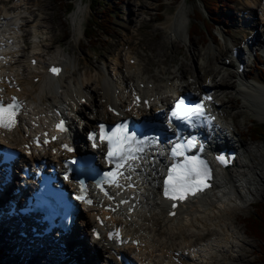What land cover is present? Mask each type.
Listing matches in <instances>:
<instances>
[{"label": "bare ground", "instance_id": "1", "mask_svg": "<svg viewBox=\"0 0 264 264\" xmlns=\"http://www.w3.org/2000/svg\"><path fill=\"white\" fill-rule=\"evenodd\" d=\"M9 1L10 0H4L3 2H5L6 4H1L2 6L0 7V35L4 36L6 34V40H8V38L13 39L10 47L7 48V52L11 56L10 60L16 59L18 61V64H10L9 67L11 68L9 70L18 77V81L23 89L21 95L27 100L29 105L28 111L29 113L33 114V116L41 112L51 111L52 106L60 104V106L64 110L72 109L76 112L79 122L83 121L82 131H85V129L88 130L89 127H91L99 120L104 122H112L118 119L117 116L112 115L107 110V106H118L126 100H131V89L136 88L135 85L138 86L140 82H143L145 84H152V87H147L142 90L145 96L149 97L151 95H158V99L154 101L149 112V114L153 115L155 118H158L160 115L156 114L157 108H160V110H162L165 108V106H169V104L171 103L170 99L172 100L173 96L183 93L185 89L192 92H194L195 90H209L212 92H216L217 89L220 88V86H226L235 88V94L239 100L240 98L247 100L246 102H244L245 104L242 103L244 104L243 106L245 108V111H247L248 113H257L259 115L257 117H259L260 119H264V84H261V82L263 81L259 80L260 84H258L257 82H243V79L247 77L246 70L248 69L249 64L248 61L245 60V58L242 56V53L240 51H238L237 61L244 62L246 66V69L245 71H243L242 75L238 74L236 66L233 73L232 71H228L227 74L225 73V75L228 77L224 75L225 78L221 80L219 78V80H217L218 78H216L217 76L213 73V70H217L218 66H215L212 61V59L216 57V55L221 54L217 49V54H207L208 63H206L202 68L204 70V74H202V76H204L205 80L208 81L202 83L201 77L197 75L193 81V83H195L194 87H185L182 90H180L179 88L187 86L189 84L187 82L176 83L175 81L179 79H175L176 74H174V72H178L180 70L181 78L185 76L183 72H191V70L186 69V61H182L180 63V68H182V70L178 67L177 70H175L174 72L172 71V73L170 70H167V67H163L159 72L165 73L168 71L169 73L167 78L164 79V82H167L171 79L172 83L170 85H167V83L164 85H158V77H155V75L150 76V79L144 77V73L149 71V64H153L150 63L151 60L149 59L148 62V60L145 59V62L141 63L139 62V56L137 54L134 57H130L128 55L126 56V54L130 53L129 51L125 53L127 61L122 62L121 56H119V58L115 61V65L111 67V71L105 72L103 69H97L94 75H92L88 66L86 70H83V73L78 77L76 76L75 79L66 80L65 73L70 71V68L73 67V63L75 62V60H72L70 56L65 55L64 51L58 49L56 53H52L49 58H46L42 54L41 46L39 45L40 40H34V47L30 50L31 55H27L25 57L19 55L18 57H16L18 55V52L20 51L18 49V47L20 46L19 38L22 37V34H19V31H21V27L23 25L26 26L27 24H29L28 22H30V26L32 28L30 34L33 33V37L35 38H37L38 34L45 32L43 31V29H41L39 22L33 17L34 15L31 14L32 8H28L30 10L26 8V3L28 2H24V0H14L13 2L15 3L13 5L7 6V3ZM256 6L257 7L253 12L257 11L259 12L260 16L263 17V19L256 21V23L260 25L262 22H264V3L259 1ZM24 12L33 15L32 19L30 20V18H27ZM71 12L72 21L76 22L77 20L78 26H80L81 24L78 15H80V13L82 12L81 5L78 4L76 8ZM179 23H181L179 18L171 19L169 20V22L165 23V32L167 36L171 37V33H176L178 31ZM74 31L75 30H73V33H75ZM262 31L264 32V29ZM126 43L129 44V41H126ZM163 45L164 44H160L159 46L161 47ZM233 46H235V44ZM178 48L179 46L177 47V49ZM233 48L236 47H232L231 51L229 50L230 58L233 57ZM192 49L194 48L192 47ZM199 51L200 50H198V52ZM61 55L64 56V58L62 57L63 59L58 58V56ZM225 57L227 58L229 56L225 55ZM31 58L37 59L38 62L35 66H32L30 64ZM131 58L135 59V63L130 64L129 60ZM221 58L222 57H220V59ZM48 61H57L58 63H62L64 66L62 74H60L57 78L52 79V81L46 80L44 75L45 73L40 70V68H45L44 64L48 63ZM21 62L24 63L21 64ZM166 62L169 61L166 60ZM224 66L225 62L221 67ZM13 67H16V69H13ZM24 72L26 73L25 77L21 76L24 75ZM232 74H235V78H238L237 80L241 82H238L235 79L234 81H232ZM35 76L39 77V80L36 83H34L32 80ZM179 81H181V79ZM116 89H119V94L115 98L114 94ZM127 92L128 94H126ZM222 92L225 95L230 94V90L223 89ZM83 97L86 99L85 102H82ZM232 97L233 96H231V98ZM215 98L217 101H220V105H216V102L213 101L211 104V108L218 115V118H220L219 112H221L220 108L224 107V97L221 98L219 94L217 95L216 93ZM87 110L89 111L87 112ZM129 114L130 113H126V115ZM75 122L77 123V121H72V125L75 128L74 133L78 137L80 136V131L77 126L75 127ZM224 122V125H226V127L231 131L237 130V121ZM227 122L230 124L229 127L227 126ZM8 138L9 143L17 148L19 147V143L23 140L18 129H15L13 133L9 134ZM0 143H3L1 138ZM241 146L245 147L244 152H246V156L248 157H245V155H243L242 158L239 157L235 160L234 165H232L231 167H227L224 172L218 174L217 182L209 193L199 198H195L190 203H183L179 205L178 215L174 217L167 216V212L169 211V209L167 208L165 203L158 197L159 185L157 182V167L159 166V164H156V169L151 168L150 171L145 175L146 181L144 183L146 187H148V189H146L139 195V197L144 200L145 204L141 206L140 210H136L135 214L132 217V222L130 221L122 223L124 227V235L130 236L133 239H140L141 244L138 247H132L128 245L115 248H117L118 250H124L127 254H129V257L140 261V263L138 264H204L207 261L206 255H208V258H212L211 250L213 248H218L217 250H219V248H225L226 251V244L229 243V247L232 249V247L236 245V243L233 244V240L237 239L236 237H234V233L237 232L230 231L233 230L230 229V227H233L231 224L237 221L234 210L239 205L236 202V199L243 201V203L246 202L250 205L253 197H255V193L261 190V185L264 184V147L260 145H253L254 150H252V147L245 142L241 143ZM48 158L50 161H55L57 159V155H53L48 151ZM149 165L151 166V163ZM206 206H209L210 208L207 209ZM143 207L144 209L147 208L146 210H153L151 211L152 213L150 214V218H148L144 213ZM93 209L101 211L96 206H83V209L79 214V223L77 228L75 229V233L73 237L70 238L68 242H66L68 250L66 246L64 249H54L53 253L54 255H57V260L56 262H54L52 260L54 258L51 256L50 258H47L49 261L47 262V264H58V262L59 264H67V260L58 261V259L62 256L63 258H70L71 256L73 260L76 261L78 260L79 252L81 254H79L80 257H82L83 252L86 251L83 247V243V252L79 251L81 238L83 236L82 234H86L89 237V240L92 241L93 248L90 250L93 257L90 264H101V262H103V264H114L116 262L115 257L112 254V248L114 247L105 237H102L99 240H93L89 229H86L82 232L79 229L80 225L83 227L96 225L94 220V213L91 212ZM203 213H207V218H209V220L218 219L216 220V222L219 228H216L215 223L209 222L207 220H203L202 222V219L199 215ZM160 218L163 222L164 228L169 229L170 226H172L176 222L177 227L179 228V233L185 238L183 243L181 242L176 244L174 242H170V245L167 246L158 238H154V235L161 233L160 230L154 225V222ZM147 220L153 222V224L151 225V231L153 232L152 236L146 234L147 229L141 227L143 223L141 224L140 221L147 222ZM107 222L109 226L113 225L111 221ZM213 225H215V227ZM189 229H191V231L189 233H185V231H188ZM142 230L143 233L141 232ZM6 232L7 231L1 228L0 254L5 255L4 253L6 251L4 249H8L12 252L11 256H14L18 260H20L19 256L21 255L16 254L15 252L17 251L16 248L19 249L21 247V243H23L25 239H20L18 233L16 232H10V236H8ZM208 234H219L221 238H219V240H216L214 237H211L209 241L205 242L203 238ZM5 237L8 238V240H6ZM194 239H199L204 242L197 245L194 244ZM10 240L12 241L13 245H9ZM224 241L226 243L225 247L224 245H221V243ZM17 242L19 244H17ZM1 244L4 246H1ZM136 249L139 251L138 253L135 252ZM233 250L236 251L234 248ZM156 252H158L159 254H154ZM175 252H179V263L173 260ZM44 258L46 257L44 256L43 259ZM35 262H37V259L35 260ZM225 263L226 262H224V264ZM19 264L29 263L24 258H21Z\"/></svg>", "mask_w": 264, "mask_h": 264}, {"label": "rangeland", "instance_id": "2", "mask_svg": "<svg viewBox=\"0 0 264 264\" xmlns=\"http://www.w3.org/2000/svg\"><path fill=\"white\" fill-rule=\"evenodd\" d=\"M0 1L2 2H0V7L2 6L1 4H6L3 2L4 0ZM13 1L14 0H10L7 3V6L13 5L15 3ZM107 1L109 3L112 2V5L115 6L114 9L116 14L114 15L112 13V16L109 19L112 21V29L109 31H100L101 33L99 32L97 40L93 39L88 41L85 37V32H87L88 26L93 22V18L89 14L90 0H72L73 8L69 13L66 11L69 2L67 0H24V2H28L26 3V8L28 9L31 7V14L34 16L26 12H24V14L27 18H30V20L33 16L39 22L41 29H43L45 33L38 34L37 38H35L33 37V33L30 34V31H32L30 22H28L29 24L26 26L23 25L21 31H19V34H22V37L19 38L20 51L18 54L23 57L31 55L30 50L34 47V40H40L39 45L41 46L42 54L46 58H49L52 53H56L58 49L64 51L65 55L70 56L72 60H75L70 71L65 73L66 80L75 79L76 76L78 77L81 75L83 70L85 71L88 66L92 75H94L97 69H103L105 72L111 71V67L115 65V61L119 56H121L122 62H126L127 55L134 57L137 54L139 56V62L141 63L145 62V59H147L148 62L149 59L152 61H150V63L153 64H149V71L145 72L144 76L145 78H149L150 76L155 75V77H158V85L166 84L164 79L169 75L168 71L165 73L159 72L163 67H167V70H170L172 73V71L174 72L178 67L180 68V63L182 61H186V69L191 70V72H183L185 75L183 80L189 82L190 88H193L195 85L193 81L197 75L201 77L202 83L208 81L202 76V74H204L202 68L208 63V53L210 55H215L218 50L221 53L216 55V57H214L215 59L213 58L214 60L212 59L213 64L218 66L217 70H213V73L217 76L216 78H218L217 80H219V78L220 80L225 78V73L227 74L228 71H232L233 73L237 62L231 60L229 50L231 51L232 47H236L249 64L248 69L246 70L247 77L243 79V82H257L260 84L259 82L263 81L261 84H264V32L262 31L264 29V22L260 25L257 24L256 21L263 19V17L260 16L259 12H253L257 7L256 5L258 2L260 1L264 3V0H229V2L225 3L227 4V7H223V10H221V13L225 14L224 19L222 18L221 20L215 19L214 17H211L213 18L211 19L205 11V8H203L202 3L198 0ZM78 4L82 7V12L78 15L81 24L80 26H78L77 20L76 22L72 21L71 16V11H73ZM175 18H179L181 23H179L178 31L176 33H171V37H169L165 32V23ZM203 26L207 28L211 27V33L207 35L205 32H199V29ZM73 30H75V33H73ZM126 41H129V44H127ZM160 44L164 45L160 47ZM234 44L235 46H233ZM178 46L179 48L177 49ZM192 47L194 49H192ZM198 50L200 51L198 52ZM127 51L130 53L125 56ZM225 55H228L229 57L226 58ZM62 57L64 58L63 55L58 56V58L63 59ZM220 57L223 59H220ZM134 60V58H131L129 60L130 64H133ZM166 60L169 62H166ZM24 62H21V64ZM224 62L225 66L221 67ZM180 69L182 70V68ZM24 74L26 75V73ZM174 74L178 77L181 74L180 70L174 72ZM232 75V81H234V79L239 81L237 80L238 78H235V74ZM170 82L171 81H167V85H169ZM222 88L230 90L231 95H225L222 92ZM219 89L216 91L217 95L219 94L221 98L224 97V107L220 108L222 113L221 120L229 122L237 121V130H234L233 134L235 135V139H237L236 143L240 146V157L242 158L243 155L248 157L246 156V152H244L245 147L241 146V143H248L252 147V150H254L253 145L264 147V138L254 140L251 136V132L246 129V126L253 124L261 126L264 124V119L257 117L259 116L257 113L254 114L245 111L243 105L247 100L243 98H240L239 100L235 94V88L220 86ZM231 96L233 97L231 98ZM88 111L89 110H87V112ZM76 126L80 131L81 124L75 122V127ZM227 126H230L228 122ZM261 186L262 189L255 193V197H253L250 205L236 199V202L239 205L234 210L237 221L231 224L233 227H230V229H233L230 230L231 232H237L234 233V237L237 239L233 240V244L236 243V245L231 249L229 243L226 244L225 241L222 242L221 245H224V247L227 245L226 251L225 248H219V250H217L218 248H213L211 250L212 258H208V255H206L207 261L204 264H224V262H226L225 264H250L258 259L260 243L257 239L250 237L245 233L246 228L243 220L249 215H253L255 213L254 205L264 200V184ZM206 208L208 209L210 207L206 206ZM146 209L147 208L144 209V213L150 218L151 211L153 210ZM199 216L201 217L202 222L203 220H207L215 223L216 228H219L216 222L218 219L209 220V218H207V213L200 214ZM140 222L141 224L143 223L141 227L147 229L146 234L152 236L153 232L151 231V225L153 222L150 220H147V222ZM154 223L155 227L161 232L154 235V238H158L164 242L165 245L169 246L170 242L176 244L183 243L185 240V238L179 233V228L177 227L176 222L170 226L169 229L164 228L161 218ZM213 226L215 227V225ZM79 227L82 232L85 230L84 227L86 226L83 227L80 225ZM190 231L191 229L185 231V233H189ZM141 232L143 233V230ZM82 235L79 251L83 252V243V247L86 250L83 252V256L80 257L81 254L79 252L80 255L78 254V260L76 261H74L71 256L70 258H63L62 256L58 261L67 260V264L91 263L93 257L90 250L93 248L92 241L89 240V237L86 234ZM211 237H214L216 240L221 238L219 234H208L203 240L207 242ZM194 240V244L197 245L204 242L199 239ZM1 246L4 245L1 244ZM66 248L68 250V246H66ZM233 248L236 251H234ZM4 250L6 251L4 253L5 255L0 254V264H19L20 260L11 256L12 252L10 250ZM154 254L157 255L159 253L156 252ZM101 264H103V262H101Z\"/></svg>", "mask_w": 264, "mask_h": 264}, {"label": "trees", "instance_id": "3", "mask_svg": "<svg viewBox=\"0 0 264 264\" xmlns=\"http://www.w3.org/2000/svg\"><path fill=\"white\" fill-rule=\"evenodd\" d=\"M67 4L66 11L69 13L72 7V0ZM202 3L203 8L209 15V17H214L215 19L221 20L224 19L225 14L221 13L223 7H227L226 2L229 0H198ZM115 6L112 5V2H108L107 0H90L89 8L90 15L93 18V22L88 26L87 32H85V37L88 41L97 40L98 34L101 31H109L112 29V21H110V17L112 13L115 15ZM221 13V15H220ZM220 15V16H219ZM213 19V18H211ZM210 28L202 27L199 29V32H205L207 35L211 33ZM100 32V33H101ZM246 129L251 132V136L253 139H261L264 138V124L262 126L247 125ZM255 213L253 215H249L247 218L243 220V223L246 228V234L250 237L257 239L260 243L259 246V256L258 259L250 264H264V200L260 203L254 205Z\"/></svg>", "mask_w": 264, "mask_h": 264}, {"label": "snow or ice", "instance_id": "4", "mask_svg": "<svg viewBox=\"0 0 264 264\" xmlns=\"http://www.w3.org/2000/svg\"><path fill=\"white\" fill-rule=\"evenodd\" d=\"M53 71H55V69ZM13 99L15 100V98ZM182 104H183V101H180V105ZM13 107L15 106L12 104H9L7 108H5L2 104H0V122L4 120V116L5 114H7V122L3 123L4 127H10L12 124V116L14 115V113L9 112V109H12ZM194 113L203 115L202 105H196L194 109ZM176 115L177 113L173 112V116H176ZM57 127L60 128L61 131H64L63 122L57 125ZM125 128H126L125 125H119L117 126L115 130H113L111 135H108L104 132V126L101 125V138L107 139L109 142L108 158H109L110 163L112 162V158L114 156L120 155L121 152L126 150L124 148H121L120 145L127 144L129 141L135 142L137 144L141 143L140 141L135 140V134L127 135L124 131ZM94 135L95 134L90 135V138H93ZM52 139H55V137H53ZM44 143H48V141L46 140L44 141ZM113 143H116L117 145V150L115 152L112 149ZM189 146H191V143L189 144ZM64 147L68 148L67 145H65ZM136 150L138 151L140 149H136ZM68 151H71V148H68ZM123 158L124 157L121 156V159ZM219 159L222 162L224 161L223 157H220ZM200 164L203 165V161H201ZM206 174H207L206 168H205L204 173H201L191 163L180 165L179 168H177V166L174 165L173 168L170 169L169 171L168 180L165 182L166 183L165 195H168L169 192L179 193V198L184 199L185 193L191 191L194 194V190L199 189L201 185H203L204 187H207L204 181L199 179L201 175H206ZM106 175L112 178L109 181L110 183L116 182V174L109 172ZM117 186L119 185L117 184ZM173 198H175V196H173Z\"/></svg>", "mask_w": 264, "mask_h": 264}]
</instances>
